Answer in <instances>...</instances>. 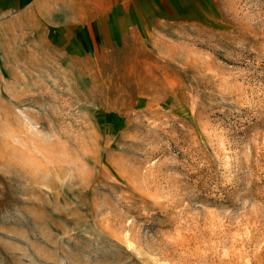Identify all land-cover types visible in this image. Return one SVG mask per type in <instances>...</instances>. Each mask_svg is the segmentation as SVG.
I'll return each mask as SVG.
<instances>
[{"label": "rangeland", "instance_id": "rangeland-1", "mask_svg": "<svg viewBox=\"0 0 264 264\" xmlns=\"http://www.w3.org/2000/svg\"><path fill=\"white\" fill-rule=\"evenodd\" d=\"M85 8L0 35V264H264V0Z\"/></svg>", "mask_w": 264, "mask_h": 264}, {"label": "crops", "instance_id": "crops-1", "mask_svg": "<svg viewBox=\"0 0 264 264\" xmlns=\"http://www.w3.org/2000/svg\"><path fill=\"white\" fill-rule=\"evenodd\" d=\"M94 1L100 0H0V35L10 31L14 40H20L22 33L37 30L39 26L51 32L60 31L56 27L58 25L63 26L62 32L71 33L72 40L77 39V36H73L76 32L107 33L105 29H84V26H79L91 22L101 23L99 12L90 13L85 8ZM3 37L6 35L0 36V39ZM104 37L107 38L106 34ZM78 38L83 40L84 37Z\"/></svg>", "mask_w": 264, "mask_h": 264}]
</instances>
